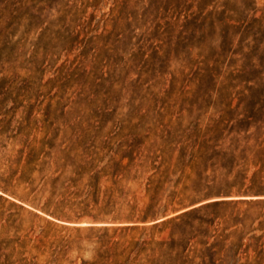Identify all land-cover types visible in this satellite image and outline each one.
Listing matches in <instances>:
<instances>
[{"label": "rangeland", "instance_id": "1", "mask_svg": "<svg viewBox=\"0 0 264 264\" xmlns=\"http://www.w3.org/2000/svg\"><path fill=\"white\" fill-rule=\"evenodd\" d=\"M10 12L0 0L6 35ZM22 16L33 127L95 125L81 138L96 142L134 131L166 151L196 198L264 172V0H27ZM3 187L14 189L0 180V239L53 218Z\"/></svg>", "mask_w": 264, "mask_h": 264}, {"label": "trees", "instance_id": "2", "mask_svg": "<svg viewBox=\"0 0 264 264\" xmlns=\"http://www.w3.org/2000/svg\"><path fill=\"white\" fill-rule=\"evenodd\" d=\"M26 3L11 0L12 29H0V180L53 218L1 238L0 264H264L262 169L248 187L196 198L181 175L173 177L178 168L166 151L134 131L125 133L131 140L96 142L81 138L103 130L95 125H31L27 77L19 72L28 70L19 30ZM71 205L81 211L67 214ZM85 215L90 222L80 223Z\"/></svg>", "mask_w": 264, "mask_h": 264}]
</instances>
